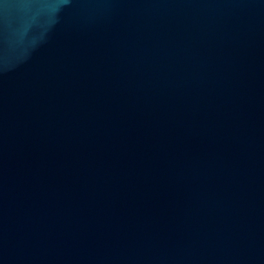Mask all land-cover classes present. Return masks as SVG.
<instances>
[{"label":"water","instance_id":"1","mask_svg":"<svg viewBox=\"0 0 264 264\" xmlns=\"http://www.w3.org/2000/svg\"><path fill=\"white\" fill-rule=\"evenodd\" d=\"M0 264H264V0H0Z\"/></svg>","mask_w":264,"mask_h":264}]
</instances>
